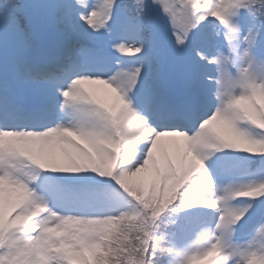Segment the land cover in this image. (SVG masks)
<instances>
[{"label":"snow or ice","instance_id":"obj_1","mask_svg":"<svg viewBox=\"0 0 264 264\" xmlns=\"http://www.w3.org/2000/svg\"><path fill=\"white\" fill-rule=\"evenodd\" d=\"M0 264H264V0H0Z\"/></svg>","mask_w":264,"mask_h":264}]
</instances>
